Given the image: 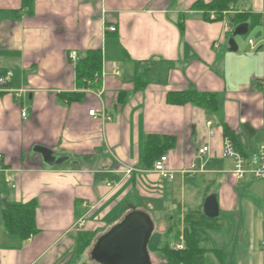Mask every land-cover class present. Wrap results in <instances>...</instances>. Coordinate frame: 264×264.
<instances>
[{"label": "crops", "instance_id": "crops-1", "mask_svg": "<svg viewBox=\"0 0 264 264\" xmlns=\"http://www.w3.org/2000/svg\"><path fill=\"white\" fill-rule=\"evenodd\" d=\"M196 1L0 0V78L12 73L0 84V264H94L96 240L134 209L173 247L185 243L187 212L203 213L210 194L222 226L200 231L208 264H264V181L238 179L222 156L224 127L246 157L264 142V0L216 21ZM240 13L247 21H232ZM239 25L248 29L234 36ZM73 51H101L100 86L78 85ZM187 90L216 94L219 108L168 102ZM150 135L175 139L165 154L175 180L145 163ZM36 148L69 160L49 166ZM30 201L38 233L24 241L6 233L2 211ZM83 235L94 239L77 254Z\"/></svg>", "mask_w": 264, "mask_h": 264}, {"label": "trees", "instance_id": "trees-1", "mask_svg": "<svg viewBox=\"0 0 264 264\" xmlns=\"http://www.w3.org/2000/svg\"><path fill=\"white\" fill-rule=\"evenodd\" d=\"M32 2L33 0H24V5L30 6ZM240 3L241 0H211L210 3L205 4L202 0H197L194 4V9L203 10L207 14L214 12L217 14V20H220L222 19V14L232 8H237ZM247 18L246 13H240L232 21L243 23L247 21ZM102 61L101 51H89L84 58L79 59L76 64V80L78 85H85V87L88 86L89 88L100 86L102 83ZM148 72L149 70H147ZM139 84L140 87L146 85L142 82ZM168 102L172 105L193 104L211 111H216L220 106L216 94L201 93L195 90L170 93L168 94ZM224 134L237 147L235 138L232 137L228 127H224ZM175 143V139L171 136H148L144 150L145 163L149 167L153 166L161 156L173 149ZM36 208L37 203L35 201L25 204L6 202L2 211L6 233L18 236L24 241L36 235L38 233ZM185 222L184 239L186 247L184 250H175L170 244H163L164 236L154 232L148 245L150 256L154 253H161L164 258L163 264H208L209 251L202 247L200 231L221 228L222 225L219 219L209 218L203 213L198 212L196 214L194 211L189 210L186 214ZM93 239L94 236H81L76 253H83L84 249L92 245ZM94 264L96 263L94 262Z\"/></svg>", "mask_w": 264, "mask_h": 264}, {"label": "water", "instance_id": "water-1", "mask_svg": "<svg viewBox=\"0 0 264 264\" xmlns=\"http://www.w3.org/2000/svg\"><path fill=\"white\" fill-rule=\"evenodd\" d=\"M247 29V25H239L233 34L244 35ZM35 151L49 166L61 165L69 160L65 156H55L44 148H36ZM203 213L209 218L219 216V204L215 194L206 199ZM153 232L154 223L150 216L134 209L96 240L91 259L96 264H152L148 245Z\"/></svg>", "mask_w": 264, "mask_h": 264}, {"label": "built area", "instance_id": "built-area-1", "mask_svg": "<svg viewBox=\"0 0 264 264\" xmlns=\"http://www.w3.org/2000/svg\"><path fill=\"white\" fill-rule=\"evenodd\" d=\"M241 2H243V0H241ZM238 12L240 11L232 8L231 10L225 12L224 14H228V13L236 14ZM263 15H264V10H263ZM210 20L216 21L217 14L214 12H211ZM226 29L228 32L232 31V28L228 23L226 24ZM111 30L115 31L114 28H112ZM250 43L252 44L253 42L250 41ZM69 57L73 62H77L79 60L78 53L76 51L71 52L69 54ZM115 73L119 75L118 70H116ZM11 76H12V73L8 72L6 76H4L3 78H0V84H4L6 81L9 80ZM90 115L97 117V114L95 111H90ZM22 116L25 117L26 113L24 112ZM209 152H210L209 145L201 146L198 149V153H197L198 158L202 159ZM222 156L224 158H230L234 161V169L232 172L233 174L237 176L238 179H243L247 175H251L256 179L264 181V142L260 145L258 152H256L255 154L249 157H246L236 148L234 143L229 138L226 137L224 141ZM153 171L156 174H158V176L164 181H173L176 178V171L170 166V159L168 155L161 156L154 163ZM195 171H196L195 165H192L191 170L186 171L184 173H195ZM85 225H86V221L84 219L79 220L77 223V227L79 229H82ZM185 247L186 246H185L184 241H182V243L175 244L173 246L175 250H184Z\"/></svg>", "mask_w": 264, "mask_h": 264}, {"label": "rangeland", "instance_id": "rangeland-1", "mask_svg": "<svg viewBox=\"0 0 264 264\" xmlns=\"http://www.w3.org/2000/svg\"><path fill=\"white\" fill-rule=\"evenodd\" d=\"M209 196H211V194L209 195ZM168 212H166V214H167ZM165 214V215H166ZM165 215L164 216H161L159 219H157L156 221L159 223V221H160V224H159V226H160V230H163V229H165L164 228V224L166 223V218H165ZM162 256V255H161ZM157 263V262H156Z\"/></svg>", "mask_w": 264, "mask_h": 264}]
</instances>
